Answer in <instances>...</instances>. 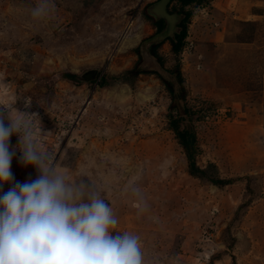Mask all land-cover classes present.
I'll use <instances>...</instances> for the list:
<instances>
[{
    "label": "rangeland",
    "instance_id": "rangeland-1",
    "mask_svg": "<svg viewBox=\"0 0 264 264\" xmlns=\"http://www.w3.org/2000/svg\"><path fill=\"white\" fill-rule=\"evenodd\" d=\"M155 1L50 0L37 20L41 0H0V106L42 131L60 171L102 191L144 264H264V0H172L170 11L190 13L184 45L152 51L180 81L174 97L175 80L141 55ZM91 68L101 78L85 80ZM170 114L194 127L199 166L232 183L190 174ZM19 155L15 179H34Z\"/></svg>",
    "mask_w": 264,
    "mask_h": 264
},
{
    "label": "clouds",
    "instance_id": "clouds-1",
    "mask_svg": "<svg viewBox=\"0 0 264 264\" xmlns=\"http://www.w3.org/2000/svg\"><path fill=\"white\" fill-rule=\"evenodd\" d=\"M52 11L50 0H41L31 16L44 19ZM42 136L25 115L0 106V264H144L140 237L116 231L118 219L102 191L60 171L41 148ZM18 151V162L35 168L34 179H15Z\"/></svg>",
    "mask_w": 264,
    "mask_h": 264
},
{
    "label": "trees",
    "instance_id": "trees-1",
    "mask_svg": "<svg viewBox=\"0 0 264 264\" xmlns=\"http://www.w3.org/2000/svg\"><path fill=\"white\" fill-rule=\"evenodd\" d=\"M182 4L185 6L187 4L193 3L195 1H201V0H181ZM185 18L184 20L181 22V26L183 27L181 32L179 34L176 35L175 39L172 38H168L165 41H170L172 43L173 49L175 52H179L183 45H184V40L185 37L187 36V26H186V22L189 19L190 13L185 14ZM156 24V28L157 31H160L163 28V22L162 21H155ZM154 45V46H158ZM162 60V59H161ZM134 67L133 69H129L126 71V74H133V76L138 75V71H135ZM143 73V72H140ZM66 78L69 79H73L74 74L72 73H66L63 74ZM102 85L106 84V78L103 77ZM168 90L171 92V94L174 97V90L172 87H169ZM184 97V96H183ZM175 99V98H173ZM184 112L185 115H190L192 117V115L195 113L193 110H191V108L184 106ZM170 121H169V127L171 130H173L175 132V134L177 135L178 141L179 143L182 145L184 152L186 154V157L188 159V166H189V172L191 175L200 178L201 180H206V181H210L213 184L222 187L225 186L227 184L232 183L231 179H226V178H222L220 176V172L219 169L217 167V165L215 163H209L207 166L202 167L199 166V164L197 163V136H196V131L194 129V127L190 124H186V117L185 116H174L173 114H170ZM242 207H244V205L240 206L239 209H241ZM235 240V238H234Z\"/></svg>",
    "mask_w": 264,
    "mask_h": 264
},
{
    "label": "water",
    "instance_id": "water-1",
    "mask_svg": "<svg viewBox=\"0 0 264 264\" xmlns=\"http://www.w3.org/2000/svg\"><path fill=\"white\" fill-rule=\"evenodd\" d=\"M171 2L172 0H157L149 6V15L154 17L156 21H162L163 28L151 37L144 40L141 46V55L146 65H148L151 70H155L164 76H168L170 80H175L171 72L163 66L159 58L152 51L154 45L162 43L168 38L175 39L176 35L179 34L183 28L181 26V22L186 15L184 16L180 12L170 11L169 5ZM141 69L142 68L140 67L139 70ZM83 75L86 76L85 80L95 81L98 80L103 75V73L99 68H91L84 72ZM177 80L178 81L175 80V85L173 86L174 94L180 83L178 78Z\"/></svg>",
    "mask_w": 264,
    "mask_h": 264
}]
</instances>
